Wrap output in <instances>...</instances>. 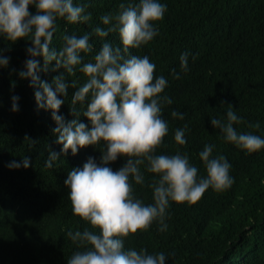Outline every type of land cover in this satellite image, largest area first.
Here are the masks:
<instances>
[{"label": "trees", "instance_id": "16d2710c", "mask_svg": "<svg viewBox=\"0 0 264 264\" xmlns=\"http://www.w3.org/2000/svg\"><path fill=\"white\" fill-rule=\"evenodd\" d=\"M167 10L155 22L158 35L147 45L130 49V54L147 55L155 63L154 77L164 75L168 86L164 92L173 103L165 105L162 116L169 131L156 154L187 153L190 163L205 169L198 158L204 144H213L212 155L222 154L230 162L233 184L224 191L211 188L193 203L171 202L166 217L167 229L158 231L157 222L147 230H137L124 237L125 248L147 249L148 253L164 252L166 264H264V148L245 154L225 142L219 129H213L210 118H223L231 106L243 117L234 127L241 132L264 136V0H161ZM87 7L91 18L85 23H72L59 18L51 48L63 44L67 34L83 35L100 24V16L115 15L127 0H74ZM34 14L36 9L29 5ZM26 39V38H25ZM103 40L119 45L118 33ZM103 40L93 34L92 53L82 63L92 60ZM30 40L9 42L0 39V49L10 57L0 69V264H67L73 252L83 250L67 236L69 230L90 227L72 212L64 180L72 168H80L93 157L99 161L100 150L93 145L80 148L75 155H61L52 168L44 167L49 151L59 152L53 132L56 124L50 110H37L35 88L29 80L16 75L26 59ZM187 51L188 71L180 69L179 56ZM43 64L42 57H36ZM40 72L41 80L51 83L63 68ZM80 66H76L78 69ZM180 72L174 79L171 69ZM86 77L78 70L65 74L68 84H83ZM74 87L59 108L65 121L74 118L70 111ZM19 95V111H10V97ZM176 110L183 119L171 116ZM81 122L88 124L86 117ZM259 124V127L255 125ZM186 143L174 141V131L184 128ZM35 141L33 145L32 142ZM31 145V146H30ZM29 157L28 168L8 169L11 160ZM126 156L110 162L115 171ZM143 171V167H141ZM143 185L132 182L134 195L143 203H152L150 177L144 173Z\"/></svg>", "mask_w": 264, "mask_h": 264}, {"label": "clouds", "instance_id": "9594fccd", "mask_svg": "<svg viewBox=\"0 0 264 264\" xmlns=\"http://www.w3.org/2000/svg\"><path fill=\"white\" fill-rule=\"evenodd\" d=\"M29 5L36 9L33 14ZM87 5L74 0H0V39L15 42L30 40L25 49L23 66L16 70L21 80H29L35 88L37 110H50L56 126V143L62 145L59 152L49 151L44 167L52 168L61 155H75L84 146L93 145L100 150L99 161L88 157L80 168H72L64 185L68 188L74 215L88 222L83 231L69 230L67 236L77 244V250L67 264H166L164 252L148 253L147 249L124 247V237L139 230H147L155 221L158 231L167 229L166 217L171 202H196L206 190L224 191L233 184L229 174L230 162L222 154L213 156V144L206 143L198 158L205 175H198V168L190 163L189 155L156 154V147L163 143L168 133V121L163 118L165 105L173 100L164 90L168 80L164 75H153L156 67L147 55L130 54V49L147 45L158 35L155 22L163 19L167 10L161 0H127L119 5L113 15L100 16V24L83 35L65 34L59 48H51L53 34L59 18L72 23H85L91 18ZM118 33L119 45L103 40L110 33ZM93 34L103 40L98 52L89 62L82 63L81 54L92 53ZM26 38V39H25ZM0 49V69L6 68L10 57ZM36 57H42L43 64ZM187 51L179 56L180 69L188 71ZM63 68L64 72L53 77L51 83L41 80L39 73ZM76 66H80L78 69ZM86 77L83 84H68L65 74L76 71ZM174 79L180 72L171 69ZM74 87L70 111L73 119L65 121L59 113L67 97V89ZM20 97H10V111H19ZM86 117L91 125L80 121ZM171 116L183 119L184 114L173 110ZM243 117L230 106L223 118L211 117L210 125L219 129L221 138L250 154L264 148V136L238 131ZM184 128L174 131V141L184 145ZM259 127V124L255 125ZM35 144V141L32 142ZM31 146V145H30ZM118 156H126L123 166L113 170L110 162ZM29 157L11 160L8 169L28 168ZM143 167V171L141 170ZM150 177L152 203L145 204L133 193L132 182L143 185L144 173Z\"/></svg>", "mask_w": 264, "mask_h": 264}]
</instances>
